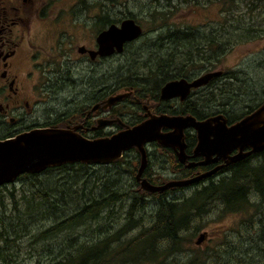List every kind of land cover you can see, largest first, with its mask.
<instances>
[{
	"label": "rangeland",
	"instance_id": "374dc122",
	"mask_svg": "<svg viewBox=\"0 0 264 264\" xmlns=\"http://www.w3.org/2000/svg\"><path fill=\"white\" fill-rule=\"evenodd\" d=\"M101 1L59 0L56 5L58 8L74 11H55L51 17L54 20L53 23L48 24V26H37L36 28L42 31L49 29L54 35H61L63 40L72 43L73 46L70 47L71 54L67 58V62L71 63L74 70L82 64L80 60L70 62L71 59L79 58L77 46L86 43V38H90L91 35L94 45L97 34L96 29H99L96 25L98 17L107 15L110 12L114 20L118 18L125 19L126 17L123 15L129 16V13L134 11L133 13L139 15L140 19L149 21L144 27V35L140 41L129 44L124 52L110 56L107 60L97 61V59L93 63H88L92 66L93 88L98 87L104 81L108 82L110 91L117 88L121 90L123 84H126L124 81L129 77L127 72L131 70V75L139 73L144 79L154 78L152 82L147 80L137 82L140 92L146 94L155 87L153 86L154 83L162 78L163 72L159 70V68H162L155 65L154 69L150 71L149 67L134 68V65L135 63L143 64L144 61H150L146 64L151 66L156 57L163 56L169 51L170 43L167 41L168 37H166L168 34L166 24L170 25L171 29H183L187 25L194 28L219 29L222 25H226V30L233 31L234 26L228 23L236 20L237 23H241L243 26L253 25L251 27L259 31H251V41L228 49L222 56L221 62L212 69V71L222 70L223 74L216 77V81L211 82L206 88L194 90L189 100L193 102L200 99L204 107H210L212 110H227L233 116H240L264 103V0H103L105 1L103 6ZM83 7H87L88 11H78ZM153 8L156 11H167V17L166 15L157 14L158 20L154 23L150 22L151 18L147 11H151ZM225 18L228 19V23L225 22ZM74 20L79 23L74 24ZM85 20L89 25L86 30L80 27ZM162 20L166 23H163ZM93 23H95V26H91ZM231 33L227 31L226 34ZM68 34H71L72 40L69 39ZM74 34L77 35V38ZM44 37L42 36L41 40H38L39 44L44 46L47 51H51L50 55H54L57 60H66L59 48H52L51 42L44 43V41L47 42L48 38L47 36V38ZM45 55L48 54L43 53V56ZM162 67L165 68V65H162ZM63 68H65L64 63ZM203 73L206 72H199V75ZM132 81H137L135 75L131 77L129 82ZM213 89H216L217 96L216 99L213 98L212 101H209L207 92ZM224 89H227V92L221 93ZM230 91L232 92L230 93ZM69 95L67 94L66 97ZM164 106H167V104H164ZM121 107L123 105H118V108ZM175 109L181 111L184 106L180 104ZM140 113L144 114L142 111ZM149 150H152V155L157 156L152 168H150V174L151 172L155 174L153 178H159L162 181L173 177L175 175L174 168H177V166L175 159L170 158V153L162 148L149 147ZM221 177H216L215 181H218ZM14 183H9L8 187L15 186L17 190L13 192L17 199L29 194L33 195V190L26 187L25 181L19 180ZM123 190L127 191L130 200L127 195L117 205L115 204V209L111 211L115 215L110 214L109 216V208H106L101 214L102 217L100 216L98 220L91 219L82 225L73 226L68 231L59 233L55 237L37 239L38 232L54 223L56 217L53 213L35 218V224L28 226L20 238L16 241H8L11 250L14 252L13 264H36L38 261H42L44 264L54 263L59 252L63 248H67V239L71 240L72 237L77 236L79 240L85 238L86 235H90L88 236L90 238L93 236L97 239H105L110 234L109 228L113 230L115 226L114 231L118 230L131 215L135 219H139L140 222L127 233L124 237L125 240L134 238L142 230L153 225L158 209L157 198L151 196L144 209H140L136 205L132 210L133 214L130 215L129 205L133 202L134 197H139L142 192L138 186L130 188L127 183L123 185V189L120 191ZM132 190L134 193H129ZM194 190L195 188H188V190L180 192H169L168 198L182 200ZM0 199L5 201V208L0 205L1 227L2 220L7 222L18 212L14 210L13 201L6 187L0 189ZM75 203L77 201L63 207L60 211L58 209L57 215H68L73 210ZM58 204L61 205V203ZM207 205L200 212V215L193 216L192 220L188 221V235H182L179 241L180 251L178 254L173 255L170 253L168 249L170 241H160L158 246L161 252L155 254L151 260L134 261L129 262V264H192L196 257L205 259L200 261L203 264H214V262L220 264H258L260 262L258 248L261 245H255L254 239L258 237L260 221L264 220V205L261 207V212L258 213L254 209L249 211L248 208L247 210L243 208L239 211H229L220 200L212 201ZM99 224L103 226L100 227ZM203 231L208 232L209 239L205 244L203 242L198 244L196 239L199 233ZM211 253L213 256H211ZM115 264L127 263L117 259Z\"/></svg>",
	"mask_w": 264,
	"mask_h": 264
},
{
	"label": "trees",
	"instance_id": "16d2710c",
	"mask_svg": "<svg viewBox=\"0 0 264 264\" xmlns=\"http://www.w3.org/2000/svg\"><path fill=\"white\" fill-rule=\"evenodd\" d=\"M133 12L129 13V16H123L136 19L137 23L139 22L140 25L145 27L149 21L140 19V16ZM147 12L152 23L158 20L157 14L166 15V17L168 15L167 11H156L154 8ZM100 17L102 19L99 28H105L107 25L117 24L124 20L119 18L114 20L110 12L107 17L105 15ZM224 20L228 23L227 18ZM228 24L234 26L233 31L226 30V25H222L219 29L194 28L188 25L183 29H171L170 25L166 24L165 26H168L166 37H168L167 41L170 43L169 51L163 56L156 57L151 66L146 64L150 61H144L143 64L135 63L134 65V68L149 67L150 71L154 69L155 65L162 68H159L163 72L162 78L156 81L153 85L155 87L147 93L152 94L153 97H158L159 88L169 80L193 76L199 74V72L212 71L221 62L222 56L228 49L251 41V31H259L251 27L253 25L243 26V24L237 23L236 20ZM227 31L232 33L226 34ZM162 65H165V68ZM127 73L129 77L124 81L125 83L129 82L133 75L136 76L137 81L147 80L152 82L154 79H144L139 73L131 75V70ZM216 79L214 78L211 82L214 83ZM123 86L139 88L136 81L123 84ZM215 90L207 92L209 101H212L213 98L216 99L217 93ZM224 92H227V89L221 91V93ZM190 103L194 102L188 100L186 103L188 106L186 108L184 106V109L178 111V113H193L199 119H205L213 113L210 107H204V110L197 111ZM197 104L195 103V105ZM209 109H211V112H209ZM166 112H173V110H167ZM240 118L232 116L231 120L233 122ZM135 122L133 121V123ZM188 136L190 138L195 135L188 134ZM155 160L153 157L149 159L144 173L152 184H165L166 180L156 182L149 175L150 168H152ZM175 163L178 164L177 161ZM140 164L141 154L137 148L133 147L125 151L121 158L108 164L68 162L48 167L39 173H24L14 182L25 181L26 187L33 190V195L29 194L21 199H17L13 192L17 190L15 186L9 188L8 184L0 185V189L6 187L13 201L14 210L18 212L7 222L2 220L0 227V264L14 263V252L11 250L8 241H16L20 238L28 226L35 224V218L42 215L53 213L56 219L50 227L38 232L37 239L55 237L59 233L68 231L73 226L82 225L91 219L98 220L100 216L102 217L101 214L106 208H109V216L110 214L115 215V213H111L115 209V204L117 205L127 195L130 200L126 190L120 191L126 183L130 185V188L138 186L142 192V195L134 197L133 202L129 205L130 215L133 214L132 210L136 205L140 209H144L151 196L157 198L158 209L154 224L142 230L134 238L125 240L124 237L127 233L140 222L139 219H135L131 215L118 230L114 231L115 226L113 230L109 228L110 234L105 239H97L93 236L90 238L88 237L90 235H86V239L78 240V237L74 236L71 240H66L67 248H63L57 255V260L51 264H115L117 259L129 264V262L134 261L151 260L155 254L161 252L158 246L160 241L172 240L173 243H176L181 239V237H176L178 230L174 227L179 220H176L175 224H171V218H186V225H189L188 221L192 220L193 216L200 215V212L205 209L208 203L216 200H220L229 211H239L243 208L247 210L248 208L249 211L254 209L258 213L261 212V207L264 205V150L231 165L228 174L222 176L218 181L205 182L207 184L200 181L198 184H202L201 188H196L182 200L168 198L169 192H175L179 188H169L162 192H150L143 189L137 179ZM178 167L183 166L179 163ZM190 172H181V178L192 177L193 172ZM129 193H134V191H129ZM74 201H77V203L68 215H57L58 209L60 211L63 207L73 204ZM58 203H61V205ZM0 205L5 208L4 199H0ZM99 226L102 227L103 225L99 224ZM254 241L255 245H261L258 248L260 252V262L258 264H264V220L260 221L258 237ZM36 264L44 263L38 261Z\"/></svg>",
	"mask_w": 264,
	"mask_h": 264
},
{
	"label": "flooded vegetation",
	"instance_id": "af4514ba",
	"mask_svg": "<svg viewBox=\"0 0 264 264\" xmlns=\"http://www.w3.org/2000/svg\"><path fill=\"white\" fill-rule=\"evenodd\" d=\"M58 1L59 0H0L1 140L15 138L23 133L47 128L70 129L87 138H100L117 133L128 128V126L139 124L149 118L150 113L156 116L162 114L193 115L199 119L193 113H178V110L175 108L180 104L186 108L189 104L186 105V103L192 96L193 91L196 89H204L211 82L206 86L196 89L193 88L185 100H182L179 97L171 99H163L161 97V90L168 82L182 78L192 80L197 78L199 74L167 81L159 88L158 97H153L150 93H141L139 88H135V86H122L121 88L123 89L121 90L117 88L116 90L110 91L108 82L104 81H102L98 87L93 88L92 66L88 63H93L97 59V61H104L110 56L124 52L129 44H132L133 42L137 43L141 40L144 35V27L141 25L143 28L142 35L136 40L126 42L122 51L115 48L111 54L106 55H94L90 52H96L99 49L97 37L110 25H107L105 28L96 29L97 34L95 36L94 45L91 35L90 38H86V43L77 46L79 58L71 59L70 62L80 60L82 64L79 65V68L76 67L73 70L71 63L67 62V58L71 54L70 47L73 46L71 45L72 43L63 40L61 35H54L49 29H45L44 31L36 29L37 26H48V24L53 23L54 20L51 17L55 11H74L72 9L67 10L61 7L58 8L56 6ZM104 2L105 1L103 0L101 1L102 6ZM86 10L88 11L87 7L78 9V11L87 12ZM105 17H107L106 14ZM101 19V17L97 18L98 22H96V25H98V27L100 26ZM122 21L123 20H121L120 23H117V25H120ZM75 23L76 20H74V24ZM91 26H95V23L91 24ZM80 27L86 30L89 25L85 20ZM84 30L81 31L83 32ZM42 36H47L49 39L46 37L47 42L44 41V43L51 42L52 48H59L66 60L63 59L62 61H59L54 58V55H50L51 51H47L45 47L38 42V40H41ZM68 36L69 39H73L71 34H68ZM76 36L75 38H77ZM39 48L41 49L40 51L38 50ZM43 53H47L48 55L43 56ZM63 63L65 64V68H63ZM126 83L128 84L129 82ZM123 93H128V95L120 101L113 104L110 103L111 97ZM67 94L70 95L66 97ZM193 102L194 103H190V105H193L197 111L205 109L200 99ZM195 103L198 104L195 105ZM164 104H167V106H164ZM118 105H123V107L118 108ZM260 106L261 105L248 110L238 117L244 118ZM167 110H173V112H166ZM141 111L144 114H141ZM209 112H211V109H209ZM212 112L213 113L205 119L221 114L227 119L228 125L241 119L232 122L231 118L233 115H230L227 110H213ZM133 121L136 122L133 123ZM162 131L169 132L170 129H163ZM184 133V141L186 143L185 152L188 157L185 162H181L179 159V148L175 149L171 146H163L157 141L148 142L146 144L149 154L148 162L152 157L157 159L156 155L151 154L152 150H149V147L166 150L170 153V158L172 157V159H175V162H178V164L175 163L177 166V168H174L175 175L166 179L165 182L185 179L181 178V172L191 173L190 171H192V177H194L224 165L212 176L201 180L205 184V182L215 180L218 176L228 174L231 165L245 159L243 158L236 162H230L231 157L239 151L238 149H235L226 159L221 158L218 161H210L206 164L202 163L190 166V163H199L206 158L194 154L195 147L198 143L196 130L189 127L184 130ZM188 134L195 136L189 138ZM249 150L250 148L248 147L243 149L244 152ZM214 158L215 156H212L211 159ZM227 161L229 162L227 163ZM179 163L183 167H178ZM149 175L153 181H164V179L162 181L159 178L154 179L153 177H155V174L152 172ZM146 176L147 175H145L143 171L142 177L149 181ZM198 183L199 182L188 186L174 188H179L176 190L177 192L188 190V188H201L202 184ZM171 220V224H175L176 220H179V222L175 224L176 226H174L178 230L176 234L177 238L182 237V235H188L186 218L178 219L175 217L171 218ZM246 224L248 225V223ZM202 234H206L205 239L202 241L203 244H205L209 239L207 231L200 232L196 241H198ZM180 240L176 243H173L172 240H168L170 241L168 249L173 255L178 254L180 251ZM211 256H213L212 253ZM204 260L205 259L196 257L192 264H203L200 261ZM214 264L220 263L214 262Z\"/></svg>",
	"mask_w": 264,
	"mask_h": 264
},
{
	"label": "water",
	"instance_id": "95a60500",
	"mask_svg": "<svg viewBox=\"0 0 264 264\" xmlns=\"http://www.w3.org/2000/svg\"><path fill=\"white\" fill-rule=\"evenodd\" d=\"M142 33L143 28L135 19L126 18L120 25L112 24L103 30L97 37L99 49L90 53L106 55L111 54L115 48L122 51L126 42L138 39ZM222 74V70H213L192 80H172L162 88L161 97H179L185 100L193 88L206 86ZM127 95L128 93H123L113 96L110 103L120 101ZM189 127L196 130L198 137L194 154L206 158L199 163H190V166L226 159L233 150L238 149V153L230 159V162H236L264 150V103L231 125H228L227 119L221 114L201 120L193 115L156 116L150 113L149 118L141 123L100 138H87L70 129L47 128L23 133L15 138L0 139V185L14 182L24 173H39L47 167L68 162L108 164L121 158L125 151L133 147L141 154L137 179L143 189L162 192L169 188L192 185L212 176L224 165L191 178L170 180L163 185L152 184L142 177L148 165V142L157 141L163 146L179 148L180 161H186L188 157L185 152L184 130ZM163 129L170 131L163 132ZM246 147L250 150L244 152ZM212 156L215 158L211 159ZM205 237L206 234L200 235L197 242L201 243Z\"/></svg>",
	"mask_w": 264,
	"mask_h": 264
}]
</instances>
